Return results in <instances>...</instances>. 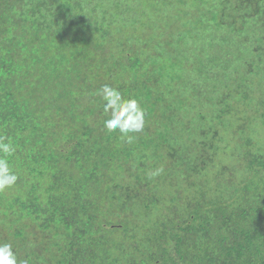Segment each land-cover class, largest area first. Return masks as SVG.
Instances as JSON below:
<instances>
[{
  "label": "trees",
  "instance_id": "1",
  "mask_svg": "<svg viewBox=\"0 0 264 264\" xmlns=\"http://www.w3.org/2000/svg\"><path fill=\"white\" fill-rule=\"evenodd\" d=\"M104 84L145 111L131 144ZM0 134L19 260L264 264V0H0Z\"/></svg>",
  "mask_w": 264,
  "mask_h": 264
},
{
  "label": "clouds",
  "instance_id": "2",
  "mask_svg": "<svg viewBox=\"0 0 264 264\" xmlns=\"http://www.w3.org/2000/svg\"><path fill=\"white\" fill-rule=\"evenodd\" d=\"M103 102V128L108 133H119L118 138L131 144L134 134L140 133L145 127V111L137 99L125 97L118 88L110 84L102 85L96 93ZM16 149L9 137L0 134V193L13 188L19 177L8 157ZM0 264H28L27 260H19L13 245L0 242Z\"/></svg>",
  "mask_w": 264,
  "mask_h": 264
},
{
  "label": "rangeland",
  "instance_id": "3",
  "mask_svg": "<svg viewBox=\"0 0 264 264\" xmlns=\"http://www.w3.org/2000/svg\"><path fill=\"white\" fill-rule=\"evenodd\" d=\"M226 162H228V161H226ZM27 244H29V243L27 242Z\"/></svg>",
  "mask_w": 264,
  "mask_h": 264
}]
</instances>
